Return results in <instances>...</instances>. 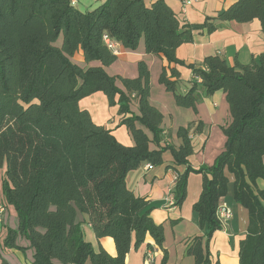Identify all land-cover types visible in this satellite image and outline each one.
<instances>
[{
  "label": "trees",
  "instance_id": "trees-1",
  "mask_svg": "<svg viewBox=\"0 0 264 264\" xmlns=\"http://www.w3.org/2000/svg\"><path fill=\"white\" fill-rule=\"evenodd\" d=\"M253 20L264 33V0H237L201 24H181L164 0H105L86 12L76 10L72 0H0L1 190L17 216L2 248L25 252L18 245L24 240L33 250L32 264H125L130 250L147 237L161 248L163 230L150 217L153 207L128 191L125 179L141 163L156 167L169 159L185 166L172 191L175 207L185 200L188 175L202 177L192 206L202 234L186 249L194 264H211L209 242L222 230L216 209L228 196L248 215L238 264H264V190L257 187L264 181V53L233 66L218 56L204 58L200 66L175 56L179 46L193 41L194 32L210 35L228 22ZM104 36L130 52L143 40L146 54L164 60L167 67L158 83L179 108L196 113L201 95L225 94L230 121L221 129L226 142L211 166L193 169L189 164L193 124L178 128V147L162 141L163 117L149 103L146 65L138 63L133 79L110 76L105 68L117 57ZM76 54L85 67L73 62ZM178 68L190 70L194 78L185 93L177 91ZM96 93L106 97L109 107L117 106L119 125L133 146L119 143L80 108L82 99ZM202 127L197 122L194 133ZM79 215L88 216L97 239L113 240L114 256L85 240ZM0 260L8 264L1 254ZM166 261L163 250L161 264Z\"/></svg>",
  "mask_w": 264,
  "mask_h": 264
},
{
  "label": "crops",
  "instance_id": "crops-1",
  "mask_svg": "<svg viewBox=\"0 0 264 264\" xmlns=\"http://www.w3.org/2000/svg\"><path fill=\"white\" fill-rule=\"evenodd\" d=\"M105 0H72L73 7L86 12L102 4ZM237 0H192V4L184 10L180 0H164L166 5L174 12L181 24H201L206 17H214L216 14L229 7ZM147 4L151 1H147ZM119 54L116 61L105 68L110 76H121L123 78H136L137 65L143 62L149 71L150 95L149 103L162 114V141L171 143L178 147L179 140L176 132L179 127L193 124L189 138L193 147V154L188 161L193 169L211 166L216 157L223 151L226 138L222 133V127L230 121L229 107L225 94L221 91L210 97H200L196 105V113L191 109H182L175 105L173 95L164 90L158 83V77L162 68L167 63L159 57L145 53L143 40L138 48L127 51L118 44ZM264 53V33L257 20L249 23L228 22L210 35L193 33L191 43L182 44L176 49L177 59L186 64L200 66L204 58L218 56L230 66L235 62L242 65L250 63L253 57ZM80 67H85L80 54L72 58ZM98 66L99 63H91ZM180 73L177 85L178 93H185L190 82L194 79L190 70L178 68ZM118 86L122 85L117 82ZM81 109L86 110L91 120L99 126L110 130L116 140L125 146H133V140L124 126L119 122L122 116L118 115L117 106L109 107L106 97L101 93L93 94L79 102ZM131 111L138 113L137 105L132 102ZM201 122L203 127L200 133H194L196 123ZM137 127L142 128L136 124ZM151 139L152 135L142 128ZM150 149H157L154 144ZM185 166H175L169 159H165L160 166L152 167L147 163L141 165L126 175L125 183L128 191L135 196L143 197L153 207L150 217L157 225L162 226L164 241L162 247L155 245L150 237L138 249H131L126 255L125 264H144V255L150 252L153 256V264H161L163 250L167 254L166 264H194L193 258L186 254L189 241L202 233L197 225L196 215L192 206L197 202L202 186V177L190 173L186 184V197L180 207L170 205L167 201L169 194L175 186L177 174H182ZM4 171H0V204L5 206L0 229V254L8 264H32L33 250L28 248V243L22 239L18 240L20 247L26 248L25 252L18 250L3 249L2 242L8 229H15L17 216L14 209L4 203L1 190V181ZM232 182V176L226 173ZM257 187L264 190V181H257ZM228 206L232 212L231 219L222 230L214 232L209 242V260L211 264H238L239 243L244 238L248 215L247 211L236 204L230 196L221 201ZM78 219L83 222L85 240L91 243L94 250L102 248L109 255L116 254L114 242L111 238L97 239L90 227L88 216L79 215ZM0 264L1 260H0ZM86 264H89L87 262Z\"/></svg>",
  "mask_w": 264,
  "mask_h": 264
},
{
  "label": "built area",
  "instance_id": "built-area-1",
  "mask_svg": "<svg viewBox=\"0 0 264 264\" xmlns=\"http://www.w3.org/2000/svg\"><path fill=\"white\" fill-rule=\"evenodd\" d=\"M180 1H181L183 10L192 4V0H180ZM103 40H104L105 45L107 46L108 50L112 54H114V55L119 54L118 44L111 41L107 36H104ZM167 201L170 203V205H173L174 199H173V195L171 193L169 194ZM4 213H5V206L0 204V229L2 226L1 222H2V216ZM231 217H232V212L228 208V206L220 203L216 209V218L220 222L222 228L225 227L226 223L231 219ZM144 264H153V256L150 252H147L144 255Z\"/></svg>",
  "mask_w": 264,
  "mask_h": 264
}]
</instances>
